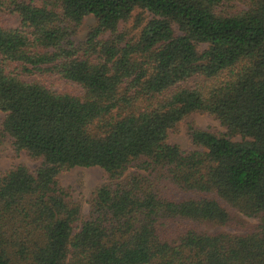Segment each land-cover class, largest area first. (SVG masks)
Returning a JSON list of instances; mask_svg holds the SVG:
<instances>
[{
	"label": "trees",
	"instance_id": "obj_1",
	"mask_svg": "<svg viewBox=\"0 0 264 264\" xmlns=\"http://www.w3.org/2000/svg\"><path fill=\"white\" fill-rule=\"evenodd\" d=\"M0 113V264H264V0H0Z\"/></svg>",
	"mask_w": 264,
	"mask_h": 264
},
{
	"label": "rangeland",
	"instance_id": "obj_2",
	"mask_svg": "<svg viewBox=\"0 0 264 264\" xmlns=\"http://www.w3.org/2000/svg\"><path fill=\"white\" fill-rule=\"evenodd\" d=\"M11 24H15V21H10ZM94 25L93 18H86L82 25L80 26L77 37L81 40L89 30V28ZM204 49V46L199 48L200 51ZM2 115L0 113V122ZM194 124L196 127L210 131L224 133L225 130L220 124L207 114L195 113L190 115L184 121H182L174 130L168 133V143L179 146L182 150L192 151L195 147L192 145L188 135H187V125ZM24 165L29 170H34L40 161L37 159H32L24 151L16 153L11 145V139L6 137L0 143V174L17 165ZM59 184L68 193L69 201L79 205L83 215H86L92 195L94 191L105 184L108 183L107 175L105 172L98 167L93 168H73L69 171L63 172L58 176ZM243 221L250 224H255L256 220L247 219L239 216ZM204 230L208 232L214 231H225L230 233H236L242 231L241 226H204Z\"/></svg>",
	"mask_w": 264,
	"mask_h": 264
}]
</instances>
